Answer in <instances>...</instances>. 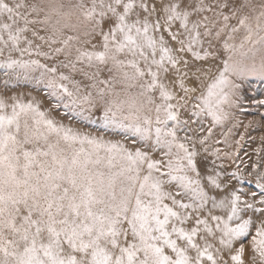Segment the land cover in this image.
<instances>
[{
    "label": "snow or ice",
    "instance_id": "6c2138e0",
    "mask_svg": "<svg viewBox=\"0 0 264 264\" xmlns=\"http://www.w3.org/2000/svg\"><path fill=\"white\" fill-rule=\"evenodd\" d=\"M0 69V264H264V0H0Z\"/></svg>",
    "mask_w": 264,
    "mask_h": 264
},
{
    "label": "rangeland",
    "instance_id": "374dc122",
    "mask_svg": "<svg viewBox=\"0 0 264 264\" xmlns=\"http://www.w3.org/2000/svg\"><path fill=\"white\" fill-rule=\"evenodd\" d=\"M1 71L2 69H0V74H4ZM249 83L251 88L249 95H254L258 99H264V84L258 81H250ZM28 85L32 88L30 83H28ZM245 108H247L248 111L239 113L238 120L230 121L223 127L213 129V138L216 140L224 141V134L227 133V143L222 142L216 144L215 147L221 149L222 155L224 152H234L238 148L239 155L235 157V159L236 163L241 164V167H243L245 163L250 165L256 162L258 159V152L259 156H264V139H262V137H264V119H262L261 116V114H264V106L257 107L253 104H245ZM250 121L252 124L248 126ZM64 122L69 123V120L65 118ZM71 123L73 126L79 127L84 131H90L93 132V134L97 132V128L89 122L71 121ZM233 124L236 126L233 127ZM205 127H207V122ZM229 128L231 129L230 132H228ZM99 131L101 134H104L106 138H122L121 136L115 135L112 131H105L103 129ZM241 136L244 137L243 140L240 139ZM237 142H239V144H237ZM211 159L212 158L209 157V160ZM217 163L220 162L218 161ZM224 163L226 169H234V165H232L231 161H225ZM246 187H251V185H246Z\"/></svg>",
    "mask_w": 264,
    "mask_h": 264
},
{
    "label": "bare ground",
    "instance_id": "6f19581e",
    "mask_svg": "<svg viewBox=\"0 0 264 264\" xmlns=\"http://www.w3.org/2000/svg\"><path fill=\"white\" fill-rule=\"evenodd\" d=\"M1 72L4 73L3 70ZM0 75H1L0 76V95L11 96V95L23 94V98L25 102H27V100L30 99V96L28 95L29 92H31L32 96H37L38 98H44L45 90L43 88H41L40 90H36L34 88H31L28 85V83H25L23 80L17 82L14 79H10L9 85L5 87L3 84V81L9 78L5 77L4 74H0ZM44 106L45 107L47 106L46 100H45Z\"/></svg>",
    "mask_w": 264,
    "mask_h": 264
}]
</instances>
